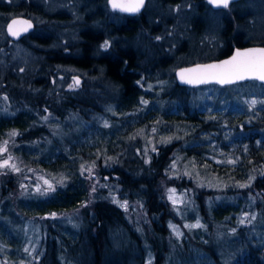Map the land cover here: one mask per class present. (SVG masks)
Wrapping results in <instances>:
<instances>
[{
	"label": "trees",
	"instance_id": "16d2710c",
	"mask_svg": "<svg viewBox=\"0 0 264 264\" xmlns=\"http://www.w3.org/2000/svg\"><path fill=\"white\" fill-rule=\"evenodd\" d=\"M59 15L38 9L35 0H0V39L8 38L6 25L14 17L31 20L34 32L50 20L52 32ZM117 19L115 46L99 58L91 56L90 43L102 34H89L87 27L80 46L44 53L34 81L19 76L22 70L0 73V144L15 134L18 161L55 184L45 197L20 200L12 179L0 184V261L264 264V105L249 111L241 93L226 92L264 86L181 88L174 72L201 60H155L154 48L131 41L135 22L129 19L125 30ZM34 32L21 43L56 46L49 34ZM63 75L78 77L80 86L66 90ZM91 168L98 177L92 211L77 227L53 220L39 226L38 219L71 212L91 198L85 177ZM183 189L185 203L164 194ZM28 237L35 244L30 258L21 253ZM114 239L121 244L114 247Z\"/></svg>",
	"mask_w": 264,
	"mask_h": 264
},
{
	"label": "rangeland",
	"instance_id": "374dc122",
	"mask_svg": "<svg viewBox=\"0 0 264 264\" xmlns=\"http://www.w3.org/2000/svg\"><path fill=\"white\" fill-rule=\"evenodd\" d=\"M21 0H12V4H17ZM156 0H149L148 7L146 10L145 21L142 23H137V27L135 28L133 40L132 42H136L142 47L149 48L150 46L154 49L155 60L159 58H165L168 60L174 59L176 56L179 60L184 59L187 61L190 60H199L206 61L210 57L216 55L215 53L210 52H201L199 43L200 39H196V35H192L191 33H185L183 28L187 25L185 20L187 19V15L193 17L194 12H188L185 9L191 4L194 0H178V5L172 6L170 2H162V0H157L158 5L154 4ZM35 3L38 5V9H42L48 14H60L58 17L62 22H58L55 18L54 21V34L48 29H51L49 26L51 24H47L45 21L49 22L50 20H45L39 22L36 26L35 35H50L56 40L55 47L42 48L35 44L31 39L28 40L29 45L25 46L23 43H15L9 44L8 38H1V43H6L5 46H0V73L4 74L7 69L14 70H22V72H18L19 76L26 77L28 80L34 81V79L40 75V67L42 65V58L46 57L44 53L46 51L55 49V51H65L69 44L71 43L74 47L80 46V40L78 36L82 29L89 27L95 31V34L101 33L103 38H100L97 43L93 40L90 43L92 47L91 56L94 58H99L105 53L111 50L112 46H115L116 36L112 34V29L116 28L117 21L121 22L117 17L108 16L106 7L100 8L102 6L101 0H35ZM81 5H84V12L81 10ZM195 11V8L192 7ZM105 10V11H104ZM88 15L87 24H85L84 17ZM154 18L159 19L158 30L152 32V26ZM171 20V21H169ZM116 23V24H114ZM58 28H55V27ZM48 28V29H47ZM98 30V31H97ZM129 31V30H128ZM160 33V36H159ZM157 38H159V43L156 42ZM28 39V38H27ZM31 40V41H30ZM188 41L190 45L196 43L197 49L192 52L184 53L179 52L180 46L182 45V41ZM27 41V40H26ZM105 42L108 43V47L105 48L103 45ZM178 49V50H177ZM193 49L190 47L189 50ZM188 50V51H189ZM55 53V52H54ZM78 53V52H76ZM180 54L179 57L176 54ZM203 53V54H202ZM191 54V55H190ZM188 55V56H187ZM12 62H16L15 65ZM183 62V61H182ZM156 66V65H155ZM70 75L69 77H72ZM62 86L68 91L76 90L73 81L65 80V76H61ZM60 77V78H61ZM26 79V80H27ZM247 91L246 94H244ZM227 94L231 92L241 93L242 97L238 98L240 104L248 108L249 111L258 110V106L264 105V96L258 97L257 95H264V89L259 88L257 86H239L234 90H226ZM217 93V92H216ZM207 94V92H206ZM247 95V96H246ZM201 99L203 97H200ZM237 99H233V102L237 105L239 103ZM0 103L4 105V101L0 100ZM48 118V117H45ZM45 123L47 122L44 119ZM107 127V126H106ZM16 146V136L15 134H10L7 136V139L4 140L0 144V184L11 181L12 179V191L14 198L16 200L24 199L25 197H34L41 198L45 197L50 191H52L55 187V184L49 182L46 179V175H42V173H34L33 170L29 169V166L23 165L22 162L18 161V157L14 154L13 147ZM151 152H154V148L150 149ZM89 181L90 186V195L91 198L80 208L73 210L71 212H65L56 215H50L38 219V224L41 226L44 224V220L46 221H55V223L63 227H77L79 224L80 218L85 214L90 213L92 211V204L94 193L97 191L96 182H98V177L93 168L89 169L86 172L85 176ZM186 185V183L181 184V186ZM167 186L165 185L164 188ZM187 187V186H186ZM192 186H190L191 188ZM163 188V189H164ZM207 188V185H206ZM214 189V188H212ZM192 190V189H191ZM169 191V190H168ZM164 190L165 196L169 195V199L172 203H185L186 199V191L188 189H183L176 192H168ZM193 191V190H192ZM190 193V191H189ZM215 199H218L219 194L216 195ZM211 202V198L204 199L202 204L208 205ZM171 204V203H170ZM172 206V205H171ZM175 206V205H174ZM133 210L135 209L137 212V219L139 221L142 220L141 214L138 212L139 207L137 204L132 205ZM118 231L114 234L118 235ZM30 234V233H29ZM114 247H117L121 244L120 240H112ZM28 243V244H27ZM25 248H23L21 253H23L24 257L30 258L33 254V246L35 245L31 238L28 237ZM25 252L27 254H25ZM13 255V254H12ZM30 255V256H29ZM17 256V255H16ZM178 259L175 256L174 261ZM0 264H11L7 260L0 261Z\"/></svg>",
	"mask_w": 264,
	"mask_h": 264
},
{
	"label": "flooded vegetation",
	"instance_id": "af4514ba",
	"mask_svg": "<svg viewBox=\"0 0 264 264\" xmlns=\"http://www.w3.org/2000/svg\"><path fill=\"white\" fill-rule=\"evenodd\" d=\"M158 1H154L156 6L158 5ZM162 1L170 2L172 6L179 4L178 0ZM148 2L149 0H147L146 7L140 15L126 16L110 12L107 8V0H103L104 6L111 15L123 19L122 28H125V30L127 29V26H125L126 22L129 19L134 21V24L145 21ZM192 7L195 8V11ZM185 10L188 12H194V16L191 17L187 15V19L185 20L187 25L183 28V31L185 33L196 35V39H200V53L210 52L216 54L206 60V62L225 58L237 49L249 47L264 48V0H227L226 7L221 3L217 9H213L206 0H194ZM158 23L159 19L154 18L153 25H151L152 32L158 30ZM91 33L92 35H95L93 29H90L89 34ZM31 34L18 40H13L8 37V42L9 44L21 43L23 39L30 38L32 36ZM156 42L159 43V38H157ZM190 47L193 49L189 50ZM179 48V52L192 53L198 47L196 43L190 45L188 41L184 40ZM204 62L201 61L199 63ZM43 67L44 63H42L40 69H43Z\"/></svg>",
	"mask_w": 264,
	"mask_h": 264
},
{
	"label": "water",
	"instance_id": "95a60500",
	"mask_svg": "<svg viewBox=\"0 0 264 264\" xmlns=\"http://www.w3.org/2000/svg\"><path fill=\"white\" fill-rule=\"evenodd\" d=\"M206 1L213 9L219 8V6L222 3V0H206ZM146 2L147 0H143V3L140 4V0H107V8L112 13H118L120 15H126V16H137L144 11L146 7ZM136 5H139L138 9L135 11L131 10V8ZM33 30H34L33 22L24 17H14L10 19L6 25V34L9 38L13 40H18L28 34H31ZM261 49L264 48L249 47L244 49H237L234 52H232L229 56L219 60H214L204 63H196L189 66L180 67L174 72L175 82L177 86L187 89H198L207 86H217L219 88H225V87L236 86L249 82H257L260 85L264 86V81L255 78L235 80L232 83H218L216 79H208L206 82H200L199 77L201 76V72L191 71V70L204 69L205 66L208 65L223 64L224 61L231 60L232 57L235 56L237 52H249L250 50H253L258 53V51ZM72 81L75 87L80 86L81 80L78 77H72Z\"/></svg>",
	"mask_w": 264,
	"mask_h": 264
},
{
	"label": "snow or ice",
	"instance_id": "6c2138e0",
	"mask_svg": "<svg viewBox=\"0 0 264 264\" xmlns=\"http://www.w3.org/2000/svg\"><path fill=\"white\" fill-rule=\"evenodd\" d=\"M143 0H140V4ZM224 6H227V0H222ZM139 5L133 6L131 10H137ZM103 47L107 48L105 42ZM201 72L200 82H206L208 79H216L218 83H232L235 80L246 78H255L264 81V49L249 52H237L231 60L224 61L219 65H208L204 69L191 70ZM183 75V74H182Z\"/></svg>",
	"mask_w": 264,
	"mask_h": 264
}]
</instances>
